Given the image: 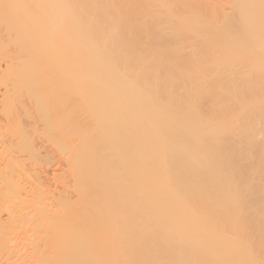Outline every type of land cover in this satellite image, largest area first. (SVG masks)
<instances>
[{"label": "bare ground", "instance_id": "6f19581e", "mask_svg": "<svg viewBox=\"0 0 264 264\" xmlns=\"http://www.w3.org/2000/svg\"><path fill=\"white\" fill-rule=\"evenodd\" d=\"M1 62L0 264H264V0H0Z\"/></svg>", "mask_w": 264, "mask_h": 264}, {"label": "rangeland", "instance_id": "374dc122", "mask_svg": "<svg viewBox=\"0 0 264 264\" xmlns=\"http://www.w3.org/2000/svg\"><path fill=\"white\" fill-rule=\"evenodd\" d=\"M11 48V47H10ZM13 48H11L12 50ZM15 49H13L12 51H14ZM0 65H3V62L0 63ZM2 90V87L0 86V91Z\"/></svg>", "mask_w": 264, "mask_h": 264}]
</instances>
